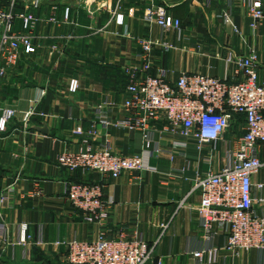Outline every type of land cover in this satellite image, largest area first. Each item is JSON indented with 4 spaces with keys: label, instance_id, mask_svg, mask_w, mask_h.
Here are the masks:
<instances>
[{
    "label": "crops",
    "instance_id": "obj_1",
    "mask_svg": "<svg viewBox=\"0 0 264 264\" xmlns=\"http://www.w3.org/2000/svg\"><path fill=\"white\" fill-rule=\"evenodd\" d=\"M151 1L44 0L36 11L40 17L35 25L38 47L30 54L21 52L18 63L0 77V106L16 111L6 131L0 132V194L12 186L0 211V224L8 228L7 242L0 240V264H69L64 245L56 241H91L101 231L109 238L138 233L149 245L155 243L153 259L160 264H264V248L235 255L224 249V234L204 238L195 210L202 193L192 186L197 173L217 170L226 162V144L221 141L215 149L205 144L198 151L195 141L189 139L184 156L170 158L162 153L146 157L144 170L108 178L104 196L110 207L103 223L83 221L66 199L70 181L94 182L100 176L59 166L56 157L60 152L76 151L86 144L100 147L105 142L115 153L142 152L139 131L105 127L97 120L96 108L103 102L111 104L107 108L110 121L127 114L122 105L128 82L126 69L156 75L161 68L169 82L182 72L232 80L224 61L226 49L237 54L255 51L258 81L264 83V21L251 29L245 8L234 5L230 21L225 22L220 15L227 0H153L163 1L168 16L181 22L180 30L162 34L157 25L142 19ZM65 8L69 16L63 21ZM52 13L59 22L47 20ZM15 28L26 30L19 19ZM140 38H163L173 47L165 50L154 46L145 71L136 56ZM71 79L78 81L75 92L68 89ZM32 106L37 112L24 125L22 115ZM244 126V117H235L224 139L242 135ZM160 136L156 132L163 147L171 140H181ZM258 155L264 160V145ZM209 156L211 163L203 162ZM251 178L253 209L264 217V187L257 186L264 184V168ZM22 224L29 237L23 244L18 242ZM162 224L167 225L165 229ZM211 246L218 249L214 263L193 256V252Z\"/></svg>",
    "mask_w": 264,
    "mask_h": 264
},
{
    "label": "built area",
    "instance_id": "obj_2",
    "mask_svg": "<svg viewBox=\"0 0 264 264\" xmlns=\"http://www.w3.org/2000/svg\"><path fill=\"white\" fill-rule=\"evenodd\" d=\"M44 0H0V77L6 70L16 65L20 53L35 52L38 45L35 25L40 17L36 11ZM240 5L249 17V26L256 29L264 21V0H227V8L220 15L225 22L230 21L231 8ZM21 8V9H20ZM53 8H56L55 6ZM69 9L63 10V21L67 20ZM23 21L26 30L15 28L17 20ZM121 21L120 15L116 16ZM142 19L147 24L157 25L162 34L170 29L180 30L179 19L167 14L166 5L153 0L145 7ZM48 21L57 23L55 14ZM67 37H71L67 35ZM140 47L136 56L142 61V70L149 68V56L154 46L165 50L173 46L160 38L138 39ZM57 49L56 45H52ZM224 61L230 68L227 76L220 78L199 72H182L174 82L166 79L165 70L158 69L156 75L138 73L136 69H126L128 82L123 107L127 114L114 121L107 118L109 102L96 108L98 122L107 127L139 131L142 135V152L123 155L112 151L109 143L100 147L90 144L76 151H62L56 157L59 166L71 171H93L100 176L94 182L70 181L67 185L66 199L69 204L88 223H103L109 214L110 202L104 196L106 180L116 179L123 172L144 170L146 157L167 154L184 156L187 140L195 141L196 149L201 151L205 144L215 149L217 142L226 144V162L217 170L203 174L197 173L192 190L199 189L201 200L195 208L199 215L204 238L211 240L217 234H224V249L238 254L240 251L264 248V217L253 209L252 175L264 168V160L259 158V147L264 145V83L258 81V55L255 51L237 54L226 49ZM141 70V71H142ZM78 88L77 79H71L70 92ZM32 106L22 115L24 125L36 114ZM14 108L0 106V132H5L8 123L15 116ZM237 114L245 120L244 132L237 138L227 141L225 133L235 123ZM43 116L44 113L39 112ZM160 127L158 128V125ZM160 137H179L171 140L167 147L160 145ZM210 164L211 158H203ZM183 172V169L181 170ZM263 188L264 184H258ZM12 186L0 194V211L9 199ZM163 229L166 224L161 225ZM5 223L0 224V240L7 242ZM26 225L20 226L19 243L29 239ZM65 247V259L69 264H160L153 259L154 244L149 245L138 233L127 237L120 235L109 238L101 231L94 240L86 241L72 238L56 241ZM193 256L207 263L217 260L218 249L206 247L193 252Z\"/></svg>",
    "mask_w": 264,
    "mask_h": 264
},
{
    "label": "trees",
    "instance_id": "obj_3",
    "mask_svg": "<svg viewBox=\"0 0 264 264\" xmlns=\"http://www.w3.org/2000/svg\"><path fill=\"white\" fill-rule=\"evenodd\" d=\"M239 115H241L242 117H244L242 114H237V115H236V118H237Z\"/></svg>",
    "mask_w": 264,
    "mask_h": 264
},
{
    "label": "water",
    "instance_id": "obj_4",
    "mask_svg": "<svg viewBox=\"0 0 264 264\" xmlns=\"http://www.w3.org/2000/svg\"><path fill=\"white\" fill-rule=\"evenodd\" d=\"M42 131H44V132H45V129H42Z\"/></svg>",
    "mask_w": 264,
    "mask_h": 264
}]
</instances>
